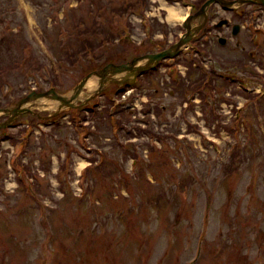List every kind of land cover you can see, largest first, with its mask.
<instances>
[{"label":"rangeland","instance_id":"rangeland-1","mask_svg":"<svg viewBox=\"0 0 264 264\" xmlns=\"http://www.w3.org/2000/svg\"><path fill=\"white\" fill-rule=\"evenodd\" d=\"M141 1L0 0V107L171 46L183 30L161 2L190 0ZM240 5H212L227 22L204 52L144 74L127 100L107 85L35 120L53 112L43 100L0 130V264H264V17Z\"/></svg>","mask_w":264,"mask_h":264},{"label":"water","instance_id":"water-1","mask_svg":"<svg viewBox=\"0 0 264 264\" xmlns=\"http://www.w3.org/2000/svg\"><path fill=\"white\" fill-rule=\"evenodd\" d=\"M253 1V0H252ZM258 2L264 6V0H258ZM213 3H219L224 7H230L235 3L234 1H226V0H208L206 1L202 7H201V13H204L205 10ZM226 23V21L220 22L218 25H223ZM238 32V26H235L233 28V34H236ZM189 37L181 38V40L175 44L171 49H168L166 51L154 54V55H146L144 57L134 58L129 63L121 64V65H114V64H108L103 69L92 72L85 76L72 90L71 94L69 96H62L54 92L52 89L49 90L46 93H31L27 97L20 100L15 106L0 109V114H4L8 116L9 118L5 121L0 123V129L6 128L11 126L12 122L18 117L19 115L29 112L32 113L30 108L23 107L25 103H29L30 101L34 102L37 101L39 98H47L54 101H57L59 103L58 108H62L63 106L67 107H76L73 102L78 101L79 95L82 92V89L88 79L92 76H96L99 79V89L102 88L103 85L108 83H114V84H122L124 82L132 81L133 78L137 74H141L144 71V68L142 66H138L139 61L148 60L149 63H155L158 60L165 58V57H172L174 55L173 49L177 50L180 48L181 45L186 43L188 41ZM225 39L220 38L219 42L220 44L225 43ZM121 75V76H120ZM58 109V110H59ZM57 110V111H58Z\"/></svg>","mask_w":264,"mask_h":264},{"label":"flooded vegetation","instance_id":"flooded-vegetation-1","mask_svg":"<svg viewBox=\"0 0 264 264\" xmlns=\"http://www.w3.org/2000/svg\"><path fill=\"white\" fill-rule=\"evenodd\" d=\"M198 12V9H191L190 11V20H189V23L190 24H197L198 22V19L197 18H193L192 16H195L196 13ZM240 13L242 12L241 10L239 11ZM211 17H212V12H211V9H209L208 11V14H207V19H206V23L204 24L203 28L198 32L196 33V35L194 36V38L192 39V43H195L199 40H202L203 38H207V35L209 33V30H210V27L212 25H216L213 24V21L211 20ZM218 28H221V27H218ZM183 29V27H182ZM184 30V29H183ZM239 30V29H238ZM207 34V35H206ZM192 43H191V46H192ZM203 42L200 43V46L203 47ZM249 56H253L251 53L249 54Z\"/></svg>","mask_w":264,"mask_h":264},{"label":"bare ground","instance_id":"bare-ground-1","mask_svg":"<svg viewBox=\"0 0 264 264\" xmlns=\"http://www.w3.org/2000/svg\"><path fill=\"white\" fill-rule=\"evenodd\" d=\"M161 3L165 7L166 12H167V15H166L167 22L171 25H175L176 23L181 24L182 20L185 19L184 10L181 9L179 6L178 7L170 6L167 3H164L163 1ZM82 167H84V163L81 161L78 164V169H77L78 172L79 170L82 169Z\"/></svg>","mask_w":264,"mask_h":264},{"label":"trees","instance_id":"trees-1","mask_svg":"<svg viewBox=\"0 0 264 264\" xmlns=\"http://www.w3.org/2000/svg\"><path fill=\"white\" fill-rule=\"evenodd\" d=\"M132 4L133 3H131V6H132ZM130 5V4H129ZM125 11V8H123V7H121V8H114V13L116 14V15H121L123 12ZM127 26L129 27V25L127 24ZM109 39V38H108ZM104 40H102L101 42H100V44H99V46L98 47H101L102 46V43H104L103 42ZM106 41H107V39H106ZM90 50H94L95 48L94 47H91L90 46V48H89ZM85 50V49H84ZM1 69V68H0ZM209 82H210V79H206V80H204V82H203V84H201L200 85V88H203V87H206L208 84H209ZM197 90H199V88H197ZM32 121H30V123H31ZM32 124V123H31ZM121 125H123V123H122V121H120V119H117V121H116V126L117 127H120ZM154 138V137H153ZM15 163H17V164H19L20 165V160H18L17 162H15ZM21 166V165H20ZM24 168V167H23ZM24 171L26 172V171H28L27 170V168H25L24 169ZM27 173V172H26ZM86 174H88V170L86 169V172H85V175Z\"/></svg>","mask_w":264,"mask_h":264}]
</instances>
